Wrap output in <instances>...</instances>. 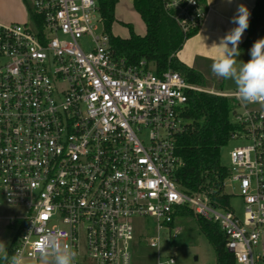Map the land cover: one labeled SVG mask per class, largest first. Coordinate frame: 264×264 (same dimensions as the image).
<instances>
[{
  "label": "built area",
  "instance_id": "1",
  "mask_svg": "<svg viewBox=\"0 0 264 264\" xmlns=\"http://www.w3.org/2000/svg\"><path fill=\"white\" fill-rule=\"evenodd\" d=\"M161 2L183 34L206 15L203 0ZM29 5L35 20L0 23V207L23 210L8 218L21 229L12 255L36 261L42 236L52 232L77 253L74 264H131V221L152 218L157 230H171L175 211L188 206L218 224L234 264H264V111L249 108L262 103L115 56L96 0ZM189 92L238 103L230 141L247 144L228 153L223 189L241 199V218L204 194L183 193L175 180L183 163L174 137L185 128ZM148 244L158 248L159 239Z\"/></svg>",
  "mask_w": 264,
  "mask_h": 264
},
{
  "label": "trees",
  "instance_id": "2",
  "mask_svg": "<svg viewBox=\"0 0 264 264\" xmlns=\"http://www.w3.org/2000/svg\"><path fill=\"white\" fill-rule=\"evenodd\" d=\"M131 1L133 10L144 24L145 33L139 36L126 24L129 36L119 38L110 33L115 22L114 10L118 0H96L97 14L103 31L108 36L112 53L129 64L144 61L157 75L168 70L176 72L188 84L204 89L206 81L202 74L188 68L176 57L185 41L194 36L198 28L183 34L165 13L161 0ZM22 2L30 19L35 20L30 5L24 0ZM245 33V40L238 49L241 53L250 54L254 42L264 38V0H255ZM219 85L220 91L216 93L222 92V82ZM237 107L238 103L234 98L189 92L180 113L185 128L174 137L175 153L183 163L174 175L181 191L190 196L204 194L213 205L224 209L229 207L230 196L223 189L228 169L220 164V150L237 131L236 126L231 123ZM178 216H190L195 220L200 232L214 250L216 264H234L233 255L225 248L226 237L217 223L198 216L188 206L175 211L173 223ZM8 227L13 231L9 246L0 256V264L8 262L3 259L4 254L7 253L10 259L20 235V228Z\"/></svg>",
  "mask_w": 264,
  "mask_h": 264
},
{
  "label": "rangeland",
  "instance_id": "3",
  "mask_svg": "<svg viewBox=\"0 0 264 264\" xmlns=\"http://www.w3.org/2000/svg\"><path fill=\"white\" fill-rule=\"evenodd\" d=\"M29 4L30 0H24ZM115 22L111 26L110 33L114 37L127 38L129 30L126 24H129L133 32L143 36L145 28L136 12L131 8L130 0H118L114 10ZM3 17L10 18L6 21ZM95 17L97 15L95 14ZM28 13L22 0H0V23H27ZM99 31L101 26H98ZM86 49V43L83 45ZM206 84L204 90L214 92L220 91L218 80L211 78L209 75L204 77ZM222 91L224 93H233L236 86L231 80H224ZM237 91V90H236ZM245 103V102H244ZM256 110L264 111V103L249 106ZM247 142L239 140L229 141V143L220 150V164L226 168L229 167L228 153L237 146L245 145ZM225 192L229 191L227 186ZM230 210L241 218L243 213V204L238 196H231L229 200ZM23 216V210L0 207V256L4 253L10 243L12 228L8 227V218ZM135 232V241L132 249L131 264H157L165 260L168 256L175 257V264H216L215 253L207 239L200 232L195 220L190 216H178L174 220L172 229L164 228L157 230V224L152 218H135L132 221ZM174 229L178 233L174 235ZM152 238L159 239L158 248H150L149 240Z\"/></svg>",
  "mask_w": 264,
  "mask_h": 264
},
{
  "label": "clouds",
  "instance_id": "4",
  "mask_svg": "<svg viewBox=\"0 0 264 264\" xmlns=\"http://www.w3.org/2000/svg\"><path fill=\"white\" fill-rule=\"evenodd\" d=\"M249 11L241 5L233 22L238 26L221 39L224 55L217 57L212 65V72L225 80L234 82L238 98L245 103H264V38L254 42L250 49L251 59L238 63V45L242 34L249 26ZM231 45V47H229ZM37 264H74L77 253L69 244H61L59 237L52 232L42 236L36 249ZM3 259L9 260L7 253ZM9 264H25L22 254L11 256Z\"/></svg>",
  "mask_w": 264,
  "mask_h": 264
},
{
  "label": "crops",
  "instance_id": "5",
  "mask_svg": "<svg viewBox=\"0 0 264 264\" xmlns=\"http://www.w3.org/2000/svg\"><path fill=\"white\" fill-rule=\"evenodd\" d=\"M203 1L207 9L205 18L199 26L198 32L185 41L176 57L188 68L197 70L203 77L207 74L211 78L219 82L221 81L222 86H224L225 79L216 76L211 70V65L217 57L224 55L223 47L219 46L221 39L238 26L233 22V18L238 15L239 6L243 5L248 9L250 19L255 0ZM130 5L132 8L131 0ZM3 19L6 21L10 20V18L6 17H3ZM245 37L246 33L244 32L239 45L244 42ZM229 47H231V45H229ZM239 53V56L236 57L238 63L247 62L251 59L250 54ZM235 92L237 91H233V93ZM24 261L25 264H37V260L24 259Z\"/></svg>",
  "mask_w": 264,
  "mask_h": 264
}]
</instances>
